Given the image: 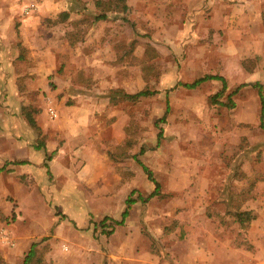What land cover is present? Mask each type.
Here are the masks:
<instances>
[{"label":"rangeland","instance_id":"obj_1","mask_svg":"<svg viewBox=\"0 0 264 264\" xmlns=\"http://www.w3.org/2000/svg\"><path fill=\"white\" fill-rule=\"evenodd\" d=\"M31 2L10 18V41L0 30V160L14 164L0 176L37 198L3 190L0 264H22L33 242L41 264H264L260 99L234 91H264V0H125L103 20L96 0ZM22 15L38 21L32 47ZM208 74L226 82L216 100L218 79L182 85ZM113 89L156 92L113 102ZM56 155L67 162L41 175ZM128 197L122 224H98L120 221Z\"/></svg>","mask_w":264,"mask_h":264},{"label":"trees","instance_id":"obj_2","mask_svg":"<svg viewBox=\"0 0 264 264\" xmlns=\"http://www.w3.org/2000/svg\"><path fill=\"white\" fill-rule=\"evenodd\" d=\"M96 6L99 8L100 11L98 14H96L95 17H96V19H102V20L106 19V17H107L105 14V10H111V11L122 10L123 11L126 8L125 0H96ZM69 16H70V11L64 10V11H61L59 13V16L54 21L57 23L58 22H65L68 20ZM263 23H264V14H263ZM75 35L76 34H72V33L68 34V41H69V44L71 46L75 44V38H76ZM211 79H218L222 83L221 90L212 96V99L216 100V98L223 92V89L226 87L225 79L222 76L208 74V75L200 76L191 82L182 83V85L186 88H195L198 85H200L201 83H203L207 80H211ZM245 85H251L252 87H255L257 90V94H258L259 99H260V127L264 129V122H263V118H264V91H263L262 84L260 82H254V83H249V84H240L239 86H237L235 88L234 91H237L238 89H240L241 87H243ZM112 92L115 93L112 96V101L117 102V101H119L118 98L120 100L121 99L136 100L140 97L152 95L156 91L149 90V89H141V90L131 94V93H126L123 90L113 89ZM231 105H233V104H231ZM167 111H168V105H166V109H165L163 115L158 119V122L159 121L163 122L165 120V116L167 114ZM25 115H26V118H27L29 125L31 127H34V128L39 130V127L36 125V122H35L32 114L30 112H26ZM160 136H161V130L158 132V137H160ZM40 146H42V144ZM47 157L50 159V155ZM26 162H27L26 160H18V161H14L13 163L24 164ZM137 162L140 164L142 169L145 171L148 178L155 185L153 191L149 194V197H152L154 195L159 194L160 186H159V183L153 178L152 172L140 160H138ZM139 199H141L143 201L146 200V198H143L142 196H139ZM136 200H137L136 198H132V197H128L126 199L127 205L121 213V220L120 221L114 220L112 218H109L108 216H105L101 221L98 222V224L104 225L107 220H110L111 221L110 223L114 224V225L122 224L124 218L129 213V209H130L131 204L134 203ZM252 218H253V216L251 215L250 211H241V212L236 213V219L241 225H244L245 223L249 222V220H251ZM108 225H110V224H107V226ZM112 229H110L109 232L112 231ZM36 246H37L36 242H33L30 245V248L24 257L22 264H41L40 258L39 257L37 258Z\"/></svg>","mask_w":264,"mask_h":264},{"label":"crops","instance_id":"obj_3","mask_svg":"<svg viewBox=\"0 0 264 264\" xmlns=\"http://www.w3.org/2000/svg\"><path fill=\"white\" fill-rule=\"evenodd\" d=\"M27 1L28 0H22V2H23L22 4L23 5L20 7V5H18L16 3V0H0V30L1 31H5V32H6V30H9V32L7 31L5 34L2 33V35L6 37V40H3V41H10L11 40V34L12 33H10V29H11L10 18L13 17V15L15 13H17L16 10L20 9V13H21L22 9L26 5L29 4V3H27ZM43 7H44V4H43ZM22 17L23 18H27L29 16L22 15ZM30 20H31V17H29L28 21L25 20V22L23 24H21V26H20V28L22 29L21 44L23 46H25V47L26 46L32 47L31 46V40L27 37V35H28L27 34V32H28L27 30L32 29V28L34 29V28L38 27V21L37 20H34V21H30ZM32 53L34 54V53H37V52L33 51ZM18 55H19V52L17 50V51H15V56L14 57L17 58ZM7 56H8V53H6V52H4L3 50L0 49V61L6 60ZM35 59H37V58H35ZM41 71H43V73H44L45 67L42 68ZM42 76H43V74L41 72V77ZM44 154H45L44 151H42V157H43ZM42 157H40L41 160H42ZM2 160H5V159H2ZM2 160H0V172L3 171V170H5L6 172L12 170V167H13L14 164H9L8 161H6V160L2 161ZM66 162L67 161L64 160L62 156L56 155L55 157L52 158V161H51V163H49L48 166H45V165H43L41 167L38 166L40 168V170H38V172L41 173V175H42V171H41L42 168H44V173L45 174H50V172L52 173L54 171L57 172L56 169L58 167V163L65 164ZM11 163H13V162H11ZM27 163L28 162H26L24 164H27ZM29 169L31 170V172L35 170L33 166H29ZM67 170H69V169H67ZM0 177H1L0 178V189H2V190H0V197L4 193L3 190L5 189V190H10L12 192L14 191V193L16 194L15 196L17 198H19V199H21V197H25V198H28V199L32 198V197H34L32 199H36L37 198V195H35V194H29V193L25 194L24 191L20 190V189H24L22 187L18 188L19 191H17L16 189L13 190L15 188V183L12 181L13 178L10 176V174L6 173V174L1 175ZM19 192H20L21 195L19 194ZM27 231L28 230H26L25 232H22V231L18 232L17 231L16 233H14V236L17 235L18 236V240L20 239V242L22 244H24L26 238L28 236H30L29 232H27Z\"/></svg>","mask_w":264,"mask_h":264},{"label":"built area","instance_id":"obj_4","mask_svg":"<svg viewBox=\"0 0 264 264\" xmlns=\"http://www.w3.org/2000/svg\"><path fill=\"white\" fill-rule=\"evenodd\" d=\"M34 9H35V4L31 2L23 8V12L27 14L28 12L33 11ZM47 111L51 118L56 117V112L51 106H48ZM7 240L10 241L8 238Z\"/></svg>","mask_w":264,"mask_h":264}]
</instances>
